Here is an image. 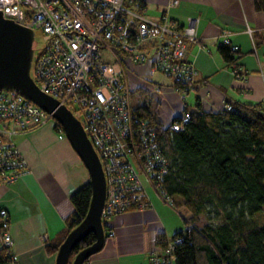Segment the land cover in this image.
Segmentation results:
<instances>
[{
  "label": "built area",
  "instance_id": "built-area-1",
  "mask_svg": "<svg viewBox=\"0 0 264 264\" xmlns=\"http://www.w3.org/2000/svg\"><path fill=\"white\" fill-rule=\"evenodd\" d=\"M0 0L5 18L37 31L43 46L36 54L32 75L39 88L65 104L82 123L102 163L106 176L103 222L121 212L150 206L147 185L161 194L168 170L157 130L137 110L135 88L126 71L145 67L143 79L152 82L160 73L173 80L171 86L154 84L160 95L172 92L184 102L194 91L196 68L187 60V43L197 40L193 19L177 26L164 13L160 20L147 17L139 0ZM170 0L168 6L177 5ZM223 45L232 51L227 37ZM106 50L112 61H101ZM176 82L177 84L175 85ZM220 110L233 106L224 103ZM184 108L165 128L179 131L190 120ZM52 115L18 92L0 89V175L4 182L17 180L26 169L14 138L47 122ZM58 138H66L57 128ZM3 232L0 244L9 248L13 239L5 209H0ZM113 232L108 230V237ZM42 240L47 241V235ZM180 237L155 245L150 264H175L173 249Z\"/></svg>",
  "mask_w": 264,
  "mask_h": 264
},
{
  "label": "crops",
  "instance_id": "crops-1",
  "mask_svg": "<svg viewBox=\"0 0 264 264\" xmlns=\"http://www.w3.org/2000/svg\"><path fill=\"white\" fill-rule=\"evenodd\" d=\"M140 1L137 9L154 20L167 13L182 27L193 19L197 40L187 43L186 58L197 74L194 91L181 103L172 92L160 95L154 91V84L171 86L172 79L156 73L150 82L142 77L144 66H132L126 76L135 88L137 106L156 111L165 125L183 108L189 111L196 99L205 110L213 111L224 103L264 104V13L254 8L253 0H178L173 7L168 6L170 0ZM224 37L238 46L231 52L239 56L234 63L220 53ZM55 135L52 122L16 135L15 145L26 169L10 183L0 175V209L7 212L16 264H54L55 253L45 247L54 244L66 228L65 219L73 211L70 195L89 180L68 140ZM153 189L148 193L150 206L108 220L107 229L113 235L87 264H150L159 236L165 242L188 227L185 211L174 208ZM42 235H47L44 243Z\"/></svg>",
  "mask_w": 264,
  "mask_h": 264
},
{
  "label": "trees",
  "instance_id": "trees-1",
  "mask_svg": "<svg viewBox=\"0 0 264 264\" xmlns=\"http://www.w3.org/2000/svg\"><path fill=\"white\" fill-rule=\"evenodd\" d=\"M137 3L141 5L140 0ZM253 3L264 13V0ZM219 50L229 63L239 57L227 45ZM232 106L230 111L205 110L196 99L190 120L179 131L165 128L156 111L137 106L157 130L168 161L161 194L170 197L174 208L185 211L188 227L173 235L181 238L174 244L175 264H264V218H259L264 208V104L236 102ZM55 127L62 128L57 122ZM90 198L89 182L70 195L73 211L59 239L46 246L48 253H56L67 232L83 219ZM94 240V234H88L69 260ZM159 244H164L163 236L158 237ZM0 264H16L2 244Z\"/></svg>",
  "mask_w": 264,
  "mask_h": 264
},
{
  "label": "water",
  "instance_id": "water-1",
  "mask_svg": "<svg viewBox=\"0 0 264 264\" xmlns=\"http://www.w3.org/2000/svg\"><path fill=\"white\" fill-rule=\"evenodd\" d=\"M37 36V31L5 18L0 11V89L16 91L50 113L61 125L66 139L89 173L91 198L88 210L83 219L67 232L57 247L54 259V264H84L105 245L106 226L102 214L106 201V176L80 120L65 104L43 92L32 75L38 53ZM90 233L95 236L93 243L78 250L69 260L75 246Z\"/></svg>",
  "mask_w": 264,
  "mask_h": 264
},
{
  "label": "rangeland",
  "instance_id": "rangeland-1",
  "mask_svg": "<svg viewBox=\"0 0 264 264\" xmlns=\"http://www.w3.org/2000/svg\"><path fill=\"white\" fill-rule=\"evenodd\" d=\"M36 48H37V50H36V52H38V50H39V48H41L42 46H43V42H42V40H41V37H40V35H39V33H38V36H37V38H36ZM101 61H103V62H109V61H112V58H111V56L108 54V52L106 51V50H102V56H101V59H100ZM33 74V73H32ZM137 100L134 98V102L136 103V104H138V102H136ZM51 122V121H50ZM50 122H47V123H45V124H48V123H50ZM45 124H43V125H45ZM52 124H53V129H54V135H55V133H56V135H57V128L55 127V125H56V122L54 121V122H52ZM40 126H42V125H40ZM39 127V126H38ZM55 135V136H56ZM62 139H64V140H67L66 138H62ZM59 140V139H58ZM57 153H59V154H62V152H57ZM59 154H56V157H58L59 156ZM82 163V162H81ZM150 188H152L153 189V187L152 186H150V185H147V187H146V191H147V194L149 193V189ZM154 190V189H153ZM165 198H167L168 199V201L169 202H171V200H170V197H168L167 195H165ZM259 218L260 219H262V218H264V208H263V210L261 211V213H259ZM64 225L66 226V224L64 223ZM43 236V235H42ZM41 236V237H42ZM40 237V239H41V242L42 243H44L45 241L44 240H42V238ZM46 248V247H45Z\"/></svg>",
  "mask_w": 264,
  "mask_h": 264
},
{
  "label": "bare ground",
  "instance_id": "bare-ground-1",
  "mask_svg": "<svg viewBox=\"0 0 264 264\" xmlns=\"http://www.w3.org/2000/svg\"><path fill=\"white\" fill-rule=\"evenodd\" d=\"M1 218V217H0ZM158 245V244H157Z\"/></svg>",
  "mask_w": 264,
  "mask_h": 264
}]
</instances>
